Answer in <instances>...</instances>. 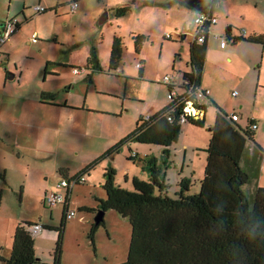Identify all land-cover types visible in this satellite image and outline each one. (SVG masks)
<instances>
[{
	"label": "rangeland",
	"instance_id": "rangeland-1",
	"mask_svg": "<svg viewBox=\"0 0 264 264\" xmlns=\"http://www.w3.org/2000/svg\"><path fill=\"white\" fill-rule=\"evenodd\" d=\"M38 1L40 0H26L27 9H30L31 12ZM41 1L42 6L48 9L46 11L48 15L36 28L39 30V34L43 36L39 41H45L42 46V54L35 52L38 45L31 46L33 51L31 55H26L27 51L24 50L17 51L14 55L17 60V67L14 65L10 67L12 71L6 74L5 82L3 81L5 57L0 56V112L14 107L16 101L17 105H22L31 100L32 95L27 100H15L9 97H15L19 92L24 95L32 89L34 83L47 90L49 86L57 89L66 82V90L61 89L60 93L57 91L56 100L64 102L67 99L71 105L89 106L84 111L80 109L81 114L87 112V109L103 110L88 115L93 118L94 114V117L99 118V120L103 119L107 123L108 127L105 134L110 135L108 137L120 135L123 139L134 129L135 120L140 115L143 117L154 115L167 103V87L162 83V79L168 75L177 81L180 79L182 71L187 70L185 59H189L188 48L197 27L193 16L189 20L190 26L185 28L187 32H180V29L175 30L173 26V14L177 11L163 5L169 0H147L148 2L141 9V12L146 15L144 24L150 28V33L144 36L138 54L134 48V35L131 37L132 31L126 30L129 27L126 26L127 20L123 15L115 16V9L118 6H114L110 11L105 10L107 3L112 7L120 0ZM73 1L80 4L83 10L82 14L70 12L69 6ZM126 1L132 6V0ZM56 3H59L60 6L57 15L53 10L55 8H50V5ZM213 11L218 24H214L210 30L211 34L216 33L226 37V32L231 27V38L238 37L241 30H245L247 37L253 36V34L264 35V0H215ZM105 13L108 17L100 24L99 21ZM166 33H169L172 38H167ZM181 33L187 37L182 38ZM115 35L123 39V53L118 68L110 70L108 57L110 56L111 41ZM214 36L212 35L207 47V71L226 88L229 87L230 90L227 88V91L222 93L221 99L229 113L231 109H235L239 115L242 114L244 124L247 122V117L254 116L259 120L261 125L259 129L261 130H258L256 139H259L264 150V121H261L257 114H254L255 111H258L260 117L264 118V106L259 101L257 106H254V93L258 89L257 86L264 92V45L246 43L245 40H242L239 45L235 44L236 46H234V43L229 41L228 48H234L233 60L230 62L227 55H223L214 49L215 43H217H214ZM33 44L35 43L33 42ZM92 49L95 50L102 71L93 72L88 69L84 74L73 75L71 67L84 68L86 58ZM45 59L52 61L46 65ZM139 59L143 60L144 66L140 77L136 65ZM64 65L66 66L64 67ZM44 66H46V74L43 73ZM260 66L261 77L259 74ZM88 74L91 78L90 83L86 80ZM10 75H15L16 78L11 79ZM18 80L19 83H17ZM240 83L245 86V93L238 90L237 85ZM232 90L243 94L249 100L246 107L238 108L233 105L234 99L230 95ZM203 101L207 103L205 98ZM0 119L2 120V117ZM210 119L212 118L210 117ZM186 126L194 134L191 136L181 134L179 136L180 141L194 143L197 140L203 143V137L212 141L211 132L206 131L212 127L207 125L205 128L197 129L198 126H190L187 123L184 128ZM104 130L103 127L102 132ZM81 132L83 133V130ZM65 137L68 135H62L59 139L58 133L47 132L49 144L52 141V148L58 147L57 142L60 141V145H69L72 149L79 150L73 148V146L77 147L74 142L69 144L65 142ZM220 137L222 134L218 133L217 138ZM30 139L34 141L33 145H37L24 148L21 146V148L14 150L15 146L4 144L5 140L0 138V264H6L5 261L10 255L13 234L17 224L34 222L44 225L34 241L35 258L42 264L54 263L62 205L59 204L47 209L43 206L41 198L39 199L38 188L43 177L39 178L33 172L36 167L41 166L42 160L38 158V153L41 152L43 144L36 140L35 136ZM81 141L79 143L82 146L85 139ZM225 143L231 145L227 139H225ZM87 144L83 150L91 148ZM17 151H20V156L17 155ZM182 151L181 147L178 153L181 157ZM62 152L63 150H60L59 154ZM134 152L138 153V157H132L135 155ZM67 153L69 154V150L66 149L64 154ZM147 155L159 161L158 167H160L161 173L165 174L167 168L163 163V158L167 157L161 158L159 146L130 142L123 146L116 155L110 157L114 158L112 167L116 172L115 182L122 188L131 189V180L134 176H144L148 179V171L144 170L147 164L142 160L147 158ZM172 156L173 152L171 151L169 158L171 159ZM258 157V160L254 158L255 160L252 162L248 160L245 164L242 162L244 171L251 176L249 183L245 184L243 189L251 198L254 197L256 187L264 188V162L261 160L264 159V153H260ZM87 159L86 157L73 158L71 155L65 162H71V169L75 171ZM171 160L167 161L169 167L166 171L168 173L166 180L170 184V190L173 191L178 187L175 184L177 174L172 167ZM207 160L208 158L204 153L195 156L193 168L198 173L197 176L187 175L188 177L192 176L190 178V192H200L199 183L203 179V193L207 202L212 207L231 211L233 209L231 203L234 202L235 197L227 191V177L208 176L206 178L203 176L207 167ZM49 163L48 161L43 162L42 165L48 166ZM98 166L99 168H97ZM95 169L92 171L93 177L89 179L88 186L76 185L72 189L70 209L76 215L66 222L62 232L60 264H118L127 257L128 244L131 238V224L127 218L121 217L115 210H108L103 215L104 223L96 228L93 237H91L90 229L94 222L95 212L80 211L82 205H87L89 208L97 206L92 197L93 194H102L103 192L105 195L103 188L96 185V180L102 176L101 169L103 166L97 165ZM61 177L57 176L56 178L61 179ZM93 184L96 186L93 187ZM216 184L220 190L218 194L214 193ZM23 185L25 186L24 190L22 189Z\"/></svg>",
	"mask_w": 264,
	"mask_h": 264
},
{
	"label": "trees",
	"instance_id": "trees-1",
	"mask_svg": "<svg viewBox=\"0 0 264 264\" xmlns=\"http://www.w3.org/2000/svg\"><path fill=\"white\" fill-rule=\"evenodd\" d=\"M214 2L215 0H202V4L207 7L205 13H213ZM179 3L190 8L184 0H179ZM130 9V7H120L115 10V16L119 17ZM209 30L206 31V40L203 43L194 38L189 44V71L181 74L182 82L175 86L177 95L168 101V105L154 115L136 119L135 127L129 134L106 153L84 166L76 175L68 177L66 173L60 172L62 179L69 181L78 176H84L85 179L90 177L91 172L103 159L115 155L130 142L161 146L163 156L168 157L169 148L177 141L186 123L203 127V119L189 117L185 123L180 120L186 101L193 98L192 95L186 94V90L201 89L200 81L206 59ZM227 34L229 31L226 32V39L229 42L231 38ZM143 39V36H133L134 48L138 54ZM242 40L264 45L262 34L250 37L240 34L231 41L236 43ZM122 53L123 39L115 36L108 60L110 70L118 68ZM141 63L143 64L142 60ZM88 69L93 72L102 71L94 49L87 58L85 70ZM141 73L142 68L139 69V77ZM86 80L91 82L90 74L86 76ZM164 84L167 91L173 88L167 83ZM54 101L55 94L41 93V103L54 105ZM203 107V105L199 106L200 109ZM253 123L256 122H250ZM253 130L255 129L248 127L243 131L248 140H252ZM207 151L212 156L230 159L234 165L233 174L227 178L226 183L227 191L235 197L234 202L231 203L233 205L231 211L212 207L207 202L203 193V179L199 183L201 191L198 193L190 192V180L185 178L175 183L178 189L171 191L166 175L161 173L158 167L159 161L151 156L142 159L147 164L144 170L148 171V179L134 176L131 180V189L122 188L115 182L116 172L112 166L104 170L102 184L104 198L97 199L95 208L87 206L80 211H92L97 216L99 212L115 210L118 215L128 219L131 224V238L127 257L118 264H264V188L256 187L254 197L251 198L243 189V186L249 183L251 176L244 171L239 160L218 150L211 143ZM136 155L132 157L136 158ZM258 171L259 168L257 173ZM83 184L84 182L76 185ZM76 185L62 188L65 190V202L62 204L61 220L57 229L59 234L53 264H60L62 232L66 222L69 221L66 219L67 213L71 210L68 206V198ZM214 193L218 194L220 190ZM42 204L47 209L51 208L45 206L43 201ZM102 223H104L103 219L99 223L93 222L90 229L91 237ZM32 224L20 223L15 227L6 264H42L35 258L36 236L33 237L28 230Z\"/></svg>",
	"mask_w": 264,
	"mask_h": 264
},
{
	"label": "crops",
	"instance_id": "crops-1",
	"mask_svg": "<svg viewBox=\"0 0 264 264\" xmlns=\"http://www.w3.org/2000/svg\"><path fill=\"white\" fill-rule=\"evenodd\" d=\"M41 2H42L41 0L38 1L36 5L42 6ZM73 2H76V1H73ZM147 2H148L147 0H139V1L132 0L131 2L132 6H131L129 2H127L126 0H120L119 2H116L114 5H112V7H110L109 3H107L105 5L106 7L105 10L110 11L111 9H113L114 6H118V8L130 7L131 8L130 11L126 13V16L128 17H126L125 14H123V17L128 22L126 26H129L128 28H126V30L132 31L130 33L131 37L133 35H139V36L144 37L145 35H149L150 33V28L148 26L146 27L144 24V22H146V15L141 12V9L144 8ZM77 4L78 6L74 12H77V13L79 12V14L80 13L82 14L83 12L82 7L80 6L79 3ZM163 5L166 7H169L173 11H177L176 13L173 14L174 15V22H173L174 29L175 30L180 29V32H187L185 28L190 26L189 20L192 16L195 17L196 11L190 10V8H186V6L181 5L179 3V0H169L168 2H165ZM53 7L55 8L53 10L54 12H56L55 14L57 15V12L59 10L58 7H60L59 3H56L55 5H50L51 9ZM69 9H70V6H69ZM47 10L48 9H46L45 12L43 13L35 14L32 11V9H31V12H30V9H27L26 0H0V26L3 24V22H5L9 18H16L19 23V26L17 30L15 31V33L12 34L11 37L0 47V54L1 56L5 57L4 61L6 63L5 69H4V80H3L4 82L6 81V74L12 71L10 67L12 65H14V67H17V64H16L17 60L14 58V55L17 53V51L24 50V51H27L25 53L26 55H31L33 54L31 46L38 45L36 46L35 52L42 54V46L45 41H42V42L39 41L43 38V36L39 34V30H37L36 28L39 27V23L43 22L44 19L46 18V15H48L47 14L48 12L46 13ZM103 15L105 19L106 17H108L106 13ZM213 15H215L214 11H213ZM217 24H218V21L215 25ZM213 26L211 27V29L213 28ZM210 30L207 36V47H208L210 39L212 38V35L219 36L216 33L211 34ZM228 31H229V34H227V36L231 38L230 30ZM33 34L36 35V41L34 42L35 44H33V42H31L30 40V37ZM253 35H257V34H253ZM115 36H113V38ZM181 36L182 38L187 37L184 33H181ZM215 36H214V39H215L214 43L215 42L217 43H215L214 49L223 55H227L230 59L229 61L231 62V60H233L232 55L234 54V48H231V47L228 48L229 42L224 47H220V39L215 38ZM171 38L172 37L170 35V39ZM232 39L233 38H231V40ZM239 43H241V41L234 43V46L239 45ZM246 43H253V42H246ZM110 50H111V47H110ZM207 51H208V48H207ZM188 55H189V48H188ZM109 57H108V60H109ZM141 60L142 59H139V61ZM206 60H207V53H206V59L204 60L203 75H201L200 85H201V88L208 89L209 94H208V97L205 98L207 100V103L202 102V105L204 106L202 109V116H201V119L204 120L203 127H198V128L195 127V128L202 129V128H205L207 125L212 127L206 130V131L209 130V132H211L212 141H208L206 137H203V143H200L197 140L194 143L192 142L189 143L187 141H180L178 137L177 141L169 148L168 157H167L168 159L165 157L163 158V163L165 162L164 164L166 165V168H167L166 171L168 170V167H169L167 166V161L172 159L171 160V162L173 163L172 167L176 171L175 173L177 174V176L175 177L176 182H179L181 178L189 179L191 181L190 178L192 176L188 177L187 175L197 176L198 172L196 171L195 168H193V164L195 161V156H198L199 153H204L206 157L208 158L207 167L205 168V171L203 174V176H205L206 178L208 176L229 178L233 174L234 165L230 161V159H227L224 157L212 156L208 154L207 149L210 143L212 144V146H214L218 150L224 151L230 156L239 160L241 165H242V162L243 164H245L247 160L249 162H252V160H255V159L258 160L259 158L258 155L260 153H264L262 144H260L259 139H256L258 130H261L259 129L261 126L259 120L254 118V116L251 118L247 117V122L246 124H244L242 114L239 115L235 111V109H231L229 113V111L224 107L225 105L222 103L221 99H222V93L227 91V88L228 90L230 89L229 87L226 88L224 84H222L220 81L215 79L214 76H212V74H210L207 71L208 66H207ZM45 61L47 65L52 60L45 59ZM185 61H187L186 62L187 70L182 71V73L189 71L188 60L185 59ZM86 62H87V58H86ZM65 66L66 65H64V67ZM72 68H75V67H71V71H72ZM45 70H46V66H44V69H43V73L45 72L46 74ZM143 70H144V66L142 65V73H143ZM86 71L87 70H85L84 73H86ZM259 72H260L259 74L261 77V74H262L261 66H260ZM73 75L76 76V74H73ZM260 77H259V81H260ZM10 78L14 79L16 78V76L10 75ZM19 80L17 83H19ZM180 80H181V77L176 82H180ZM38 85L34 83V85H32V89H30L24 95L22 92H19L17 93V95H15V97H9L10 99H15V100L16 99L17 100L19 99L27 100L32 95L31 100H28L27 103L22 104V105H17L16 104L17 101H16L14 107L4 109L3 111L0 112V117H2V120L0 119L1 120L0 138H3L5 140L4 144H7L12 147L15 146L14 150H16L17 148H21V146L23 148L30 147V146H36L37 144L33 145L34 141L30 139L33 136L36 137V140H38L39 142H42L41 144H43V147L41 148V152L38 153L39 155L38 158L42 160V163H41L42 169H41V166L36 167L33 173L38 175L39 178L43 177L44 179V180L42 179V181L40 182L39 188H38L39 199L41 198V200L43 201L44 195L49 191H56V192L65 194L64 189L57 187V184L62 179V177L61 179L56 178L57 176H61L60 172L66 173L68 177H72L76 175L84 166L91 163L97 157L101 156L104 152L106 153L109 149H111L119 140L122 139V136L115 135L114 137H108L110 135L105 134L106 129L108 127L107 123L103 121V119L99 120V118L94 117V114H93V118L90 115H88L89 113H93V112L97 113L103 110L87 109L86 110L87 112H84V114H81L80 109L84 111L85 108H88L89 106L85 107L84 105L82 106L71 105L70 103H68L67 99H65L64 102L57 101L56 92L59 91L60 93L61 89L66 90V87H65L66 82H64L62 85L57 87V89H54L53 87L49 86L47 87V90H45L44 88H41ZM257 87L258 89L254 93L255 95L254 106L256 107L259 102L261 105L264 106V92L259 89V86ZM237 88L238 90H240V92L241 91L244 93L246 92L245 86L242 83L238 84ZM233 92H235L236 94L235 96H232ZM41 93L55 94V101L53 103L54 105H50V103H41L40 102ZM66 93H69V92H66ZM230 95L234 99L233 105H235V107L244 108L248 104L249 100L246 97H244L243 94H240L238 92L236 93V91L232 90L230 92ZM168 103L169 102L167 100V103L165 105H168ZM165 105H163V107ZM163 107H161L160 110ZM231 114H236L238 116V119L235 121L232 120L230 117ZM254 114L255 115L257 114L260 120L264 121V118L260 117L258 111H255ZM141 116L142 115H140L139 117ZM210 117L212 119H210ZM251 121L256 122L255 123L256 128L255 130H253L254 136L252 140H248L247 137L244 135L243 131L248 129ZM91 122L92 124H90ZM188 124L189 123H187V125ZM189 125L191 126L192 124H189ZM184 126L182 127L181 134H185L189 136L194 134L189 129V127L186 126L184 128ZM103 127L105 129L104 132H102ZM82 130H83V133L81 132ZM48 131H50L51 134L53 132L58 133L59 139L62 135H68V137H65V142H68V144L74 142V145H76L77 147L73 146V148H76L79 150L72 149L69 145H65V146L60 145V141L57 142L58 147L52 148V141L49 144V139L47 138ZM218 133L222 134V137L217 138ZM78 136L80 137V139H78L79 138ZM84 139H85V141H83L84 145L81 146L79 142ZM225 139L229 141V143L231 144L230 146L227 143H225ZM85 144H87L91 148L90 149L86 148L83 150V148H85L86 146ZM181 147L183 150L181 154L182 157L178 155ZM159 148H160V155L162 158L163 157V153H162L163 147L159 146ZM66 149L69 150V154L68 153L64 154ZM60 150H63L62 154H59ZM171 151L173 152V156L170 159L169 157H170ZM20 154H21L20 151H17V155L20 156ZM135 154H137L136 157H138V153H135ZM71 155H73V158L86 157L88 159L85 162L82 161L83 165L74 171L73 169H71V166H70L71 162L69 161L65 162V160H68L71 157ZM113 159H114L113 157L112 158L109 157L108 159H105V160L103 159L100 162V164H98L100 166H103V169H101L102 176H100V178L96 180V185H98L100 188H102L103 179H104L103 172L107 167L113 165ZM261 160L264 162L263 158ZM47 161L50 162L48 166L46 164L42 165L43 162L46 163ZM188 161H189V164L187 165ZM61 162L62 164H60ZM97 168H99V166ZM166 171H165V175L168 174ZM92 173L93 172H91L90 177L89 176L86 177L85 182H84L85 186H88L87 184L90 183L89 179L93 177ZM138 178L146 179V177L144 178V176L138 177ZM168 180L170 179L168 178ZM96 185L93 184V187H95ZM215 187L216 189L214 188V192L219 190L218 184H216ZM24 188L25 186L23 185L22 189L24 190ZM103 195H104L103 192L102 194L92 195V197L94 198L96 202L95 205H97L98 203L97 199L104 198ZM70 197L68 198L69 209H70ZM86 206L82 205L80 206V208H84ZM106 213L107 211L105 212V214Z\"/></svg>",
	"mask_w": 264,
	"mask_h": 264
},
{
	"label": "built area",
	"instance_id": "built-area-1",
	"mask_svg": "<svg viewBox=\"0 0 264 264\" xmlns=\"http://www.w3.org/2000/svg\"><path fill=\"white\" fill-rule=\"evenodd\" d=\"M78 4L77 2H73L70 5V12L73 13ZM45 8L40 5H36L32 8V11L35 14H40L45 12ZM194 22L196 23V29L194 30L193 33V39L197 38V40L200 43H203L206 40V31L211 29V27L217 23V18L213 13H205L204 11H197L194 17ZM18 20L16 18H9L3 24L0 26V47L11 37L12 34L15 33V31L18 28ZM241 35H246L245 30H241L240 32ZM167 38H170L169 33H166L165 35ZM215 38L220 39V47H224L225 45L228 44V41L226 37L223 36H215ZM31 42L36 41V35L33 34L30 37ZM138 69L142 68V63L141 61H137L136 63ZM85 72L84 68H74L72 69V73L79 75ZM163 83H167L170 86H173L172 89L167 91V99L168 101L175 97L177 95V88L175 87L177 84L182 82V79L180 82H176L172 79V76L165 75L162 79ZM186 94L188 96L192 95L193 98L190 100L186 101V105L183 108V113L181 115V120L180 122L185 123L189 117H195L198 119H201L202 116V109L199 108L200 105H202V102L204 98H207L209 91L208 89H197L195 91H192V88H189L186 90ZM235 92L232 93V96H235ZM231 119L232 120H237L238 116L236 114H231ZM256 124H250L249 129H255ZM85 182V177L84 176H78L76 178L70 179L69 181L66 179H62L58 184L57 187L59 188H67V187H73L76 184H81ZM65 202V196L62 193H58L56 191H49L47 192L44 197H43V203L47 207H54L59 204H64ZM75 216V212L72 210H69L66 216V219L70 220ZM30 234L35 237L38 236L39 233L42 231V225L39 223H33L29 228H28Z\"/></svg>",
	"mask_w": 264,
	"mask_h": 264
},
{
	"label": "water",
	"instance_id": "water-1",
	"mask_svg": "<svg viewBox=\"0 0 264 264\" xmlns=\"http://www.w3.org/2000/svg\"><path fill=\"white\" fill-rule=\"evenodd\" d=\"M186 5L190 7L191 9H195L196 11H204L207 7L201 6L200 3H202V0H184ZM105 20L104 15L101 17L99 23L102 24ZM229 30H231V27H229ZM103 212H99L97 216L94 217V222L99 223L103 219Z\"/></svg>",
	"mask_w": 264,
	"mask_h": 264
},
{
	"label": "flooded vegetation",
	"instance_id": "flooded-vegetation-1",
	"mask_svg": "<svg viewBox=\"0 0 264 264\" xmlns=\"http://www.w3.org/2000/svg\"><path fill=\"white\" fill-rule=\"evenodd\" d=\"M200 5H201V6H204L202 3H200ZM192 10L196 11L195 9H192ZM196 12H197V11H196ZM18 26H19V25H18ZM0 56H1V54H0Z\"/></svg>",
	"mask_w": 264,
	"mask_h": 264
}]
</instances>
